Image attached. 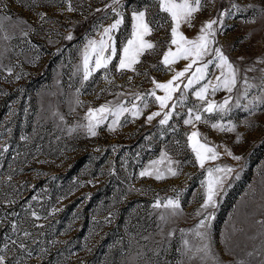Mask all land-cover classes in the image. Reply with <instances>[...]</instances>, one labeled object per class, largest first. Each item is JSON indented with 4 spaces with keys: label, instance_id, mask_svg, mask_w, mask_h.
<instances>
[{
    "label": "rangeland",
    "instance_id": "rangeland-1",
    "mask_svg": "<svg viewBox=\"0 0 264 264\" xmlns=\"http://www.w3.org/2000/svg\"><path fill=\"white\" fill-rule=\"evenodd\" d=\"M202 5L192 25L182 23L179 31L195 40L205 22L218 20L215 42L176 81L180 88L169 107L181 96L184 103L161 125L169 109L161 110L149 95L153 80L167 82L191 58L161 63L164 52L176 46L170 43L171 18L158 0H0L5 264H42L50 253L51 264H264V0H202ZM139 11L152 28L145 40L155 47L132 69L118 70L133 12ZM121 18L113 32L117 56L85 80L86 45L99 42L104 29ZM215 48L236 69V84L231 92L213 93L210 87L202 101L195 91L209 80L215 84L221 74ZM209 60L206 79L185 92L188 77ZM94 61L95 55L90 67ZM226 98L224 111H203L207 101L220 105ZM134 104L139 116L106 112L96 135L88 133L90 108L108 105L114 113L118 105ZM190 108L202 118L186 125ZM157 111L161 116L148 121ZM193 131L218 154L203 167L188 143ZM169 168L178 174L172 176ZM210 184L213 201L202 207ZM169 200L179 208L165 207ZM205 244L207 257L199 251Z\"/></svg>",
    "mask_w": 264,
    "mask_h": 264
},
{
    "label": "snow or ice",
    "instance_id": "snow-or-ice-1",
    "mask_svg": "<svg viewBox=\"0 0 264 264\" xmlns=\"http://www.w3.org/2000/svg\"><path fill=\"white\" fill-rule=\"evenodd\" d=\"M160 11L167 13L171 18L172 27H171V45L176 46V51L173 52L171 47L164 52L161 63L165 66H168L172 63H175L177 60L184 59L189 60L190 62L185 66L182 71H178L175 75L172 76L170 80L165 83H160L156 80H153L154 90H152L149 95L155 98V101L159 104L161 110L168 108L167 112L163 113V118L159 121L161 125L167 124L169 119L172 117L173 111L175 110L177 103H184V96L173 103L169 107L168 102L173 99V94L179 90L180 85L176 83L180 78L184 77L188 73L194 64H197L199 61H202L203 58L208 55V49L211 44L215 42L216 30L213 28V25L219 23L218 20H209L203 24L200 28V34L195 40H188L185 35L179 31L180 25L182 23H187L189 26L192 25V19L194 14L202 8V0H180L179 3L176 0H158ZM114 4H118L119 0H113ZM236 8V5H233ZM71 5L69 4L68 11H72ZM119 15V13H117ZM223 15V13L221 14ZM133 25L131 38L122 46L119 55V63L117 65L118 70L123 69H132V65L138 63V57L145 51L153 49L154 44L145 40L147 35H150L152 28L150 27L149 22L146 20V13L144 11L133 12L132 15ZM122 23V18L117 19L110 27L104 29L103 38L99 42L95 40H90L86 45L85 54L83 58L84 63V79L87 80L91 75L93 70H99L101 68H107L108 64L112 61L114 57L117 56V47L115 45V38L113 32L118 29V26ZM72 39L71 35L67 37ZM108 55H105V53ZM215 67L221 69L220 76H216V83L212 84L209 80L207 83L203 84L197 91H195V96L199 100H206L208 90L211 87V91L215 93L220 89H225L228 92H231L233 87L236 84V69L229 61L228 57L224 55L223 51L220 48H215ZM95 55L94 68L90 67L92 61V56ZM212 61H205L195 68V70L188 77L187 83L184 85V91L187 92L194 84H199L201 81L205 80L208 76V67ZM227 69V72L224 71ZM11 71V70H9ZM247 83V82H246ZM155 89L162 90L164 95H156ZM137 99H143V97H137ZM229 100L226 98L223 104L216 105L212 101H207V107L203 109L205 112H213L214 110L224 111L226 105H228ZM144 107H147V104H144ZM131 112L134 117L141 114V110L134 104L131 109L125 108L123 105H118L116 111L113 113L108 105H102L98 109L90 108L88 110V124L86 125L87 131L92 136L96 135V128L99 123L104 119V113L109 112L115 116H118L121 112ZM157 116H161V112H153L148 117L147 120L151 121ZM200 114H195L193 116V109H188V118L184 120V123L191 124L193 119L195 121L201 120ZM213 128H219L220 130L233 131L234 126H229L227 129L223 128L222 125L213 124ZM110 130H114L110 128ZM199 133L193 131L188 136V143L191 147V151L195 154V158L201 167L204 166L205 159H216L217 153L213 147H210L207 143H202L199 139ZM210 154V155H209ZM231 155V153H229ZM240 159V157H235ZM172 176H176L178 173L171 168L168 170ZM220 171V169H216ZM228 171H231L229 169ZM211 175V173H209ZM141 176L150 175L147 172H141ZM157 180L161 179V175H156ZM214 190L212 185H209L208 195L202 207H207L214 197ZM156 207L160 206V203L157 202ZM165 207H171L173 211L179 208V203L177 201L169 200ZM163 219V217H161ZM203 221H201V225ZM27 235V233H25ZM197 235L202 238H206V234L197 233ZM202 251L207 257L209 255V247L207 244L204 245ZM0 264H5L4 257L0 256Z\"/></svg>",
    "mask_w": 264,
    "mask_h": 264
},
{
    "label": "trees",
    "instance_id": "trees-1",
    "mask_svg": "<svg viewBox=\"0 0 264 264\" xmlns=\"http://www.w3.org/2000/svg\"><path fill=\"white\" fill-rule=\"evenodd\" d=\"M0 247H1V245H0ZM50 255H51V253L49 255H46V257L42 259V264H51L54 261L55 257L50 256ZM8 262L11 263L12 261H8Z\"/></svg>",
    "mask_w": 264,
    "mask_h": 264
}]
</instances>
